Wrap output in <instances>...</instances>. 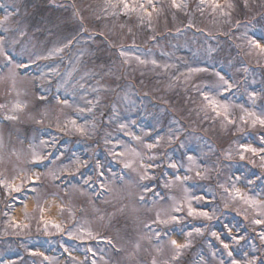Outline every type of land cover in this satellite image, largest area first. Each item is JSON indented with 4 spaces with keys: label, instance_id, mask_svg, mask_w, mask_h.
<instances>
[{
    "label": "rangeland",
    "instance_id": "1",
    "mask_svg": "<svg viewBox=\"0 0 264 264\" xmlns=\"http://www.w3.org/2000/svg\"><path fill=\"white\" fill-rule=\"evenodd\" d=\"M177 3L153 0L149 23L107 0H0L12 58L0 56V175L24 185L12 196L0 188V264H264V225L253 224L264 219V152L240 159L242 144L264 148V126L253 125L264 117V56L248 44L264 37V0H230L229 15ZM203 93L227 104L233 123ZM142 162L159 165L151 179L140 181ZM186 195L211 219L185 206L173 213L180 223L153 222ZM42 218L63 231L49 223L46 233Z\"/></svg>",
    "mask_w": 264,
    "mask_h": 264
},
{
    "label": "snow or ice",
    "instance_id": "2",
    "mask_svg": "<svg viewBox=\"0 0 264 264\" xmlns=\"http://www.w3.org/2000/svg\"><path fill=\"white\" fill-rule=\"evenodd\" d=\"M107 3L110 7L112 8H116L117 6H120L122 9V12L124 15H128L129 13H139L140 14V19L141 21H143L145 18L148 20L149 23H151V18H152V14L153 12L156 11V7L153 4V0H117V4H113L112 0H107ZM171 4L172 7L176 8V9H180L182 7V5L180 3H177V0H171ZM186 6V5H184ZM197 7L199 8L200 11H204L205 7H209L212 9V12L215 14L217 12V10H219V14L220 15H229L230 13L227 12V9H231L233 7V4L230 3V0H224L223 4L220 2V0H199V4L197 5ZM149 9H151V11H149ZM5 19H7V17H5ZM192 25L189 24V27H191ZM248 44H249V48L250 49H254L257 51V54L260 56H264V37H249L248 38ZM68 45L65 44V47H67ZM62 48H56L53 50V52H60L62 51ZM53 53H49V55H52ZM249 54L251 55V51L249 52ZM121 55H126L125 52L121 51ZM0 56H5L8 59V62L11 64L12 62V58L11 56L6 53L4 51L3 48V41L2 39H0ZM47 58V57H44ZM144 61H141V63H143ZM153 64H155V61H152ZM17 67H21L24 66L26 67L27 65H20L17 64ZM193 71H201V69H193ZM220 79L224 82V84H227V81L223 80V77H220ZM230 87V85H229ZM203 97L204 100L206 102V107L209 108L211 110L212 113L215 114L216 117H223V119L225 121H227L229 124L233 123L232 120L229 119L228 117V105L227 104H221L218 101H216L214 98L210 97L207 93H203ZM64 103H67V101L65 100ZM2 107V106H0ZM16 109H19L21 107V105L17 104L14 106ZM249 115H253V114H249ZM7 119H15L14 116H10V117H6ZM241 119L243 120L244 118L241 117ZM247 121H245L246 123ZM70 123L73 125V127H76V121L75 120H71ZM256 123H259L261 126H264V117H256L253 120V125H255ZM57 127L60 128V125L57 124ZM124 125H121V128H123ZM77 131H83L82 128L76 127ZM159 143V140H157V144ZM262 143H264V138H262ZM147 148L152 149L154 147H156V144H148L146 145ZM242 151L240 154V159H244V155L243 153L245 152H251L254 155H259L260 152H264V148H260L259 150H257V148L252 147L251 145H241L240 146ZM112 155L114 157H122L124 155L123 152H117V151H113ZM133 155H139V153H133ZM44 159L43 156H41L39 153L37 152H33L32 153V161L34 163H39ZM149 161H154L155 157L154 156H149L148 157ZM189 159L191 160V157H189ZM123 163V167L125 169H129L132 167V164L126 161H121ZM159 165H156L154 163H141L140 167L144 170L140 175H139V179L140 181H144L147 179H151L153 174H150L148 169L150 168H154V167H158ZM100 165L97 164V168H99ZM170 167L175 168L176 165L175 164H170ZM197 175H199V173H197ZM100 176H103V172L100 173ZM39 177H35V179H33L32 177H26V182L27 183H31L32 184V188L29 189L30 191H36L37 189V185H36V180H38ZM89 178L85 179L84 183L87 184L89 182ZM121 179H123V177H121ZM176 180H179L180 177L176 176L175 177ZM185 179H187V177H185ZM23 183L21 184H16L15 181L13 180L12 182H10L7 178H3L2 175H0V188H2L4 190V193L8 196H12V193H19L21 192L22 188H23ZM101 188L103 189L105 187V185L101 182ZM166 186H168L166 184ZM142 190L144 192H148L152 190V186L150 184H143L141 185ZM234 187V186H233ZM185 191L187 192V189H185ZM225 191H227V189H225ZM236 192V196L234 198H239V199H243L245 203L249 204L250 206L252 204H254V201H251L245 197H243L240 193L239 190H235ZM156 193H154L155 195ZM12 199H18V197H12ZM139 199L141 201L144 200V196L141 195L139 197ZM195 199H203V197H195ZM11 205H9L10 207ZM187 207V215L190 217H203L205 219H211V217L209 216L208 212L205 210H200L197 209L195 207H193L191 199L189 197H187V195L185 196V199L183 201V203L178 204L176 206H173L171 211H165L164 212V217H161V213L157 212L156 214V218L153 221L154 223H158V224H163V225H167L169 223H180L181 221V217L179 215H175L173 213H180L183 211L184 207ZM227 206V205H225ZM40 212L43 213L44 209L40 208ZM61 212H63V209L61 208ZM258 215H264V211L262 212H258ZM25 215L27 216V213H25ZM41 223L44 224V231L47 233L48 231V225L49 223H51V226L53 228H55L57 231H63V229L61 228L60 224H57L55 222L52 221H46L43 220V218L41 219ZM253 224L256 225H264V219H255L253 220ZM17 227H20V225H17ZM25 227H27L25 225ZM150 227V226H148ZM225 227H228L227 225H225ZM196 232L199 233L200 229L197 228ZM229 232H231V229L229 228ZM155 235L159 236V232L154 233ZM69 235H73V233L69 232ZM89 236H91V233H88ZM189 236H191V232L188 233ZM213 236L216 235L215 232L212 233ZM260 239L264 240V231H261L259 233ZM233 239H243V237H233ZM108 243H111V241L109 240ZM170 243L173 245V247L179 249L181 247H184L185 245H180L178 244L175 240L170 241ZM225 249L228 248V244H224L223 245ZM67 250V249H66ZM88 251H91V249H88ZM34 255H38L39 253H33ZM229 255H231V253H229ZM153 264H155V262H153ZM232 264H237L236 260L232 261Z\"/></svg>",
    "mask_w": 264,
    "mask_h": 264
},
{
    "label": "trees",
    "instance_id": "3",
    "mask_svg": "<svg viewBox=\"0 0 264 264\" xmlns=\"http://www.w3.org/2000/svg\"><path fill=\"white\" fill-rule=\"evenodd\" d=\"M29 186H30V185H29ZM26 190H28V192H32V191H30V190L27 189V188L25 189V191H26ZM213 221H214V220H213ZM211 222H212V221H211ZM211 222H207V223H208V224H211ZM208 224H207V225H208ZM174 229H175V228H174ZM175 230H176V229H175ZM46 238H50V239H51V237H47V236H46ZM59 238H60V237H59Z\"/></svg>",
    "mask_w": 264,
    "mask_h": 264
}]
</instances>
